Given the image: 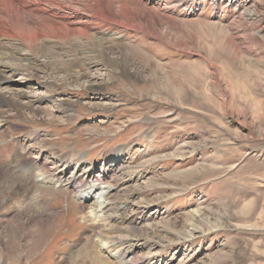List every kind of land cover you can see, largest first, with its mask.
<instances>
[{
    "label": "rangeland",
    "instance_id": "1",
    "mask_svg": "<svg viewBox=\"0 0 264 264\" xmlns=\"http://www.w3.org/2000/svg\"><path fill=\"white\" fill-rule=\"evenodd\" d=\"M112 1L141 11L132 21L144 30L120 26L91 33L100 37V47L73 36L41 41L57 53L85 50L84 60L72 70L51 60L58 64L46 67V77L56 78L50 84L55 94L16 68L1 93L8 96L10 86L29 99L44 95L40 106L51 113L17 112L0 97V108L13 115L0 122L7 132L0 143L27 141L37 131L56 152L82 157L76 164L86 169L118 159L106 156L123 148L125 165L142 171L131 175L144 190L132 199L141 213H130L152 241L134 253L149 260L141 264H264V0ZM80 6L74 9L87 14ZM69 72L84 75L76 81ZM87 77L102 83L97 92L88 89ZM62 100L68 116L59 111ZM107 181L94 186L102 189L95 195L100 200ZM59 185L40 191L44 204L34 200L49 216L27 225L22 211L25 228L10 243L7 230L18 227L11 216L27 200L3 192L0 182V264H70L85 238L93 243L96 226L107 221L81 203L95 188L80 202ZM154 224L160 227L149 231ZM128 231L121 233L137 235ZM37 238L40 245L30 246ZM91 247L107 258L119 244L108 253Z\"/></svg>",
    "mask_w": 264,
    "mask_h": 264
},
{
    "label": "bare ground",
    "instance_id": "2",
    "mask_svg": "<svg viewBox=\"0 0 264 264\" xmlns=\"http://www.w3.org/2000/svg\"><path fill=\"white\" fill-rule=\"evenodd\" d=\"M79 2L81 3L80 8L87 14H80L74 9V6ZM115 3L112 0H0V85L2 82L5 84L13 82L12 76L16 73V68L19 69L18 72L20 74L25 73L26 79L28 78L30 81L38 80L44 86L46 84L54 85L57 83L56 78L46 77V67L50 69V66H56L58 64V62H51V60H61L59 62L60 66L66 67L68 70H72L69 67L78 64L79 60H84L82 59V54L86 53L85 50L80 54L77 52L76 47L74 49L69 48L68 50L61 48L62 52L57 53L52 49V46H45L40 43L41 41L73 36L77 40L86 38L100 47L102 45L100 37H96L91 33L100 32L102 29H115L120 26L129 29L144 30L143 24H135L132 21L134 17L142 15L141 11L136 8L127 7L124 3ZM70 10L72 12H69ZM146 11L150 12L151 9H146ZM149 12L148 14H150ZM148 14L146 16L149 20L151 16ZM121 16L125 19L122 20ZM56 46L59 45L55 44ZM6 72L12 73V75L7 76ZM69 74L76 81L82 79L84 75L78 72H69ZM97 81L96 78H88L86 81L88 89L97 92L102 85L101 82ZM52 85L48 86L49 88L46 89V92L48 90V93L55 94L56 92L51 88ZM6 88L12 92L6 96L1 93L0 89V97L7 104L17 109V112L25 108L32 112V114H40L43 112L45 114L51 113L50 110H47V107L40 106L46 98L44 95H36L33 99H29L26 92L13 89L10 86H6ZM168 92L171 93V90ZM23 98L25 102L22 101ZM53 102L51 101V105L54 104ZM64 103L63 100L58 102L59 111L68 116L70 108L63 107L62 104ZM6 112L0 108V122L4 124H7V119L13 116L8 115ZM4 129L0 130V134L3 133V136H6L7 132ZM26 139L27 141L22 140L19 142V140H15L14 138L9 141L6 138L2 139L4 141L0 143V182L3 192H12L13 195L20 194V196L27 200L23 206H21L22 203L21 205L18 204V210L11 216L14 218V221L18 222V227L16 226V230L13 232L12 229L10 231L7 230L9 232L8 241L10 243L14 241L16 236L23 232L25 228L21 219L22 217H20L22 211L27 216V225L30 222H35L40 225L44 221L43 218L49 216L45 212L46 209L44 206L34 201L36 200L41 204L45 203L40 191L52 192L55 189L54 185L60 182L59 188L57 187L58 189L69 190L73 193L74 198H77L81 202L84 198L81 194L87 193L95 188V185L105 183L108 180L107 184L109 187L101 195L103 197L102 200H100L101 197H95L98 192L102 191L101 187L97 186L93 191L94 195L90 201L86 202L85 200L81 203L82 207L90 208L89 210L94 213L95 217H102V220L107 221V224L96 226L93 232V243L92 241H87L91 237L85 238L80 250L74 255L77 259H74L70 264L148 263L149 260H145L147 258L138 256V254L147 245L150 246L152 242L151 238L141 235L140 232L144 229V224L138 223L137 217L130 215L132 211H135V214L141 213L140 210L142 208L140 207L142 206L134 203L132 199L137 194L141 195L144 190H141L138 185H134L136 180H132L131 175L136 173L137 177L142 171L136 172L133 169L134 167L125 165L123 148L116 149L106 156L111 157L114 155L113 157H118V159L107 160L100 169H97L94 163L86 169L82 168L80 163L78 166L76 164L79 160H82V157L75 156L73 159L72 156L67 157L68 155L62 152H56L49 145V139L44 137L40 138V134L37 131L28 133ZM31 149L33 151L36 150L37 158L32 157L34 153ZM70 160L75 162L74 166L69 163ZM118 167H121L123 171L118 172ZM96 190L97 192H95ZM10 199L8 198V200ZM3 205L1 201L0 208ZM129 207L131 210L127 211ZM112 221L113 223L110 224ZM159 227L160 225L154 224L149 226L148 229L153 232ZM121 230L124 233L125 231L129 233L135 231L137 235L131 237L121 233ZM41 240V238H37L30 246L36 248L40 245ZM140 240L142 242L139 243ZM101 243H103L104 247L100 246ZM92 244H96L99 249L105 252H107L106 250H112L116 244H119V247L115 250V253L110 254L107 252L109 257L105 258L101 253H97L91 247ZM9 246L8 243V249ZM135 251L138 254H134Z\"/></svg>",
    "mask_w": 264,
    "mask_h": 264
}]
</instances>
